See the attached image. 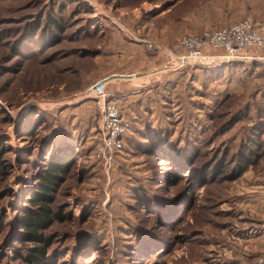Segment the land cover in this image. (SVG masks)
<instances>
[{
    "label": "rangeland",
    "instance_id": "374dc122",
    "mask_svg": "<svg viewBox=\"0 0 264 264\" xmlns=\"http://www.w3.org/2000/svg\"><path fill=\"white\" fill-rule=\"evenodd\" d=\"M51 16L63 19L58 43L48 37L51 46L31 44L36 35L25 40L28 24L43 27ZM249 19L264 24V0H0V143L6 166L0 177V264H22L6 247L17 228L18 206L63 133L70 135L65 153L75 164L57 191L55 208L68 216L50 229L55 264L264 261V49L250 50L245 61L204 65L237 63L230 80L204 84L189 76L200 65L167 63L186 35ZM182 71L189 74L179 93L163 91L171 82L158 87ZM109 75L127 77L107 82L101 94L87 93ZM127 99L125 111L137 132L126 137L122 156L114 154L107 169L92 158L89 137L95 145L103 101ZM138 109L140 115L159 113L163 123L156 118L151 131L168 130L172 145L191 149L194 171L173 172L162 158L161 168L135 152ZM238 111L242 120L223 132ZM255 124L260 149L252 164L235 180H225L222 172L199 184L219 155L249 143L245 134ZM173 173L181 180L175 182Z\"/></svg>",
    "mask_w": 264,
    "mask_h": 264
},
{
    "label": "trees",
    "instance_id": "16d2710c",
    "mask_svg": "<svg viewBox=\"0 0 264 264\" xmlns=\"http://www.w3.org/2000/svg\"><path fill=\"white\" fill-rule=\"evenodd\" d=\"M62 18H54L51 16L50 20L41 27L32 24H28L26 27V32H24L25 40H29V36H35V41L32 39L31 44H44L43 46L48 47L51 46L52 43H58L55 39L56 37H60V34L65 30L62 23ZM55 36V37H54ZM27 37V38H26ZM50 37V40L53 42H45L46 39ZM29 38V39H28ZM57 38V39H58ZM38 40L39 42H36ZM42 40V41H41ZM45 42V43H44ZM235 63L222 64L219 66L209 65V66H198V68L190 72L189 76L192 79H197L200 84L206 83V81L215 80L219 78H226V80H230V72H233ZM186 71L173 73L171 78L172 80H167L164 84H160L158 87H168L164 88V92H172L175 90V94L179 93L177 89H181L182 84L185 82V77L188 75ZM196 77V78H194ZM202 78V83L200 79ZM206 80V81H205ZM195 84V83H194ZM144 95H138V106L139 102L144 100ZM120 99V98H119ZM128 99L124 102L119 100V111L125 118V120L129 123V128L125 134L124 141L126 137L132 136L135 129L131 127V121L129 120L127 113L125 111V105L127 104ZM142 104V103H141ZM145 108L148 109L146 106ZM139 111V109H138ZM151 113L148 115H140L139 111V134L136 139V146H134V150L137 154L141 156L151 157L153 162H155L158 167L162 168L160 165L161 158L163 162L170 166V170L175 172L176 170L182 171L180 173H190L194 171L195 167L193 164V159H195L193 151L190 149L178 148L176 145H172L169 142V131L162 129L158 131H151L152 126L150 124L156 119L159 118L160 123L161 118L159 117V113H156L154 109H150ZM149 112V111H148ZM157 115V116H156ZM143 116V117H142ZM156 116V117H155ZM155 117V118H154ZM142 118V119H141ZM243 116L241 112H236L234 117L228 120L222 127V131L226 132L230 130L233 126H236V123L242 120ZM141 123V124H140ZM39 126V124H38ZM93 128V126L91 125ZM35 132V131H34ZM33 132V133H34ZM92 133V130L90 131ZM258 127L257 124L252 126L249 131L245 135H249V143L244 142V146H240L237 149L235 154L229 155L228 152L222 153L218 158L219 162L216 163L215 168L210 172L209 170L204 169L202 183L205 184V180L207 176L216 177L222 175V172L226 175L230 181L235 180L240 176L250 164L256 158V154L259 152V146L257 141L253 139V135L257 136ZM244 135V136H245ZM70 136L68 133H63L62 137ZM241 136V139L244 138ZM63 138L62 141L56 142V147L54 151V155L51 154L44 161L43 167H39V169L34 173V180L36 184L28 190L26 193V200H23L22 204L18 206L19 216L16 219L17 228L13 232L10 237V242L7 243L6 247H11V256L22 264H55V259L59 258L58 254L55 253L53 248L54 237L50 233V229L54 225V223H63L67 218V214L62 210H57L55 208V201L57 196V191L59 187L64 183L66 175L70 172L72 167L75 164V160L73 159V155H68L65 153V150H70V145L68 142H65ZM90 144L92 146V158L99 162L94 156V144L90 135ZM130 138V137H129ZM57 139L60 140L61 134L57 136ZM124 152V147L121 150L116 151L115 158H119L122 156ZM5 153V148L2 147L0 143V177L5 173V162L3 160V155ZM160 161V162H159ZM235 166L234 169L229 171L225 170L226 165ZM196 174V173H195ZM175 175V173H173ZM175 182L181 180L180 175L174 176ZM201 187V186H200ZM25 204V205H23ZM15 244L17 247H14ZM87 246H83L80 250L81 254L86 251ZM84 251V252H83Z\"/></svg>",
    "mask_w": 264,
    "mask_h": 264
},
{
    "label": "built area",
    "instance_id": "2783aa9c",
    "mask_svg": "<svg viewBox=\"0 0 264 264\" xmlns=\"http://www.w3.org/2000/svg\"><path fill=\"white\" fill-rule=\"evenodd\" d=\"M177 47L180 52L169 56L167 62L174 63L177 68H193L217 61H245L250 59L247 57L250 50L264 49V24L249 19L233 26L220 28L218 31L204 32L202 35H186L178 41ZM98 112V132L93 152L94 156L102 161L104 167L109 169L116 151L125 146L124 137L129 123L119 111L116 100L107 103L103 101ZM258 264H264V261Z\"/></svg>",
    "mask_w": 264,
    "mask_h": 264
},
{
    "label": "water",
    "instance_id": "95a60500",
    "mask_svg": "<svg viewBox=\"0 0 264 264\" xmlns=\"http://www.w3.org/2000/svg\"><path fill=\"white\" fill-rule=\"evenodd\" d=\"M126 77H127L126 75H125V76H120V75H109V77L104 78V79H101V80H99L97 83H95V84L93 85V87H91V88H89V89L87 90V93L90 94V93H92L93 90H94L97 94H101L102 89H103V86H104L107 82L111 81L112 79H118V78L125 79Z\"/></svg>",
    "mask_w": 264,
    "mask_h": 264
}]
</instances>
